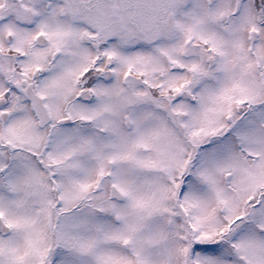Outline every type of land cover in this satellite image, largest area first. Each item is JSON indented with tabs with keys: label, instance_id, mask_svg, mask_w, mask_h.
Wrapping results in <instances>:
<instances>
[{
	"label": "snow or ice",
	"instance_id": "snow-or-ice-1",
	"mask_svg": "<svg viewBox=\"0 0 264 264\" xmlns=\"http://www.w3.org/2000/svg\"><path fill=\"white\" fill-rule=\"evenodd\" d=\"M0 264H264V0H0Z\"/></svg>",
	"mask_w": 264,
	"mask_h": 264
}]
</instances>
